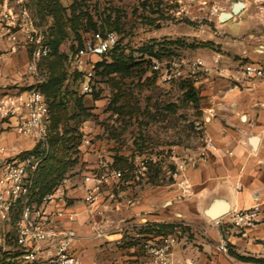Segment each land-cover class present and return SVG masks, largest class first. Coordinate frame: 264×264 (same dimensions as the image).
<instances>
[{
  "label": "crops",
  "instance_id": "crops-1",
  "mask_svg": "<svg viewBox=\"0 0 264 264\" xmlns=\"http://www.w3.org/2000/svg\"><path fill=\"white\" fill-rule=\"evenodd\" d=\"M245 3L242 11L226 20H221L220 14L231 9V0H192L187 4L178 0L174 6L177 13L186 10L192 19L200 18L208 9L209 20L218 28L216 35L209 38L214 43L211 47L184 51L189 57L202 58L212 70L194 79L201 141L188 147L171 146L177 147L178 158L186 161L179 176L169 173L175 166L169 147L149 151L147 174L135 180L130 159L136 155L128 156L127 152L111 149V143L94 139L97 129L91 135L84 133L90 142L83 141L79 146L80 165L70 169L60 182L67 211H75L77 216H66L59 223L60 229L71 232V248L84 262L148 264V256L136 244V235L153 233L149 230L152 225L168 231L171 224L181 223L185 233L174 246L169 264H264V78H245L239 89L228 90L245 63L256 62L264 67V18L250 12V1ZM6 7L5 1L0 3V14ZM24 37L14 41L8 35L0 36L1 88L18 79L19 69L27 72L28 62L19 66L28 53L21 43ZM218 54L221 72L214 62ZM86 122L88 132L93 126ZM207 140L215 147L207 146ZM0 143L9 149L0 152V158L35 146L33 139L18 134L1 119ZM100 162L122 170L124 177L108 185L98 201L88 204L84 200V175L98 169ZM1 173L0 161V176ZM219 204L222 207L215 213ZM254 204L260 205L263 220L251 226L235 225V211ZM0 228L2 251L12 256L8 259L16 264H43V259L20 263L16 258V232L11 230L5 235V226L0 224ZM222 239L228 241L227 252L218 247ZM40 247L44 256L55 251L47 243H40Z\"/></svg>",
  "mask_w": 264,
  "mask_h": 264
},
{
  "label": "rangeland",
  "instance_id": "rangeland-1",
  "mask_svg": "<svg viewBox=\"0 0 264 264\" xmlns=\"http://www.w3.org/2000/svg\"><path fill=\"white\" fill-rule=\"evenodd\" d=\"M4 1L7 8L17 15L19 22L23 20L22 8L27 11L25 19L32 20L41 36L40 44L49 47V51L42 53L39 61L40 75L46 77L47 58L53 50L50 44L52 16L39 11L37 0H0V3ZM59 1L67 7L66 14L70 15L69 6L74 0ZM77 1V12L82 11L80 26L76 30L68 26L67 35L58 47V53L63 55L62 63L66 73L63 89L67 87L71 93V97L67 98L66 110L68 116L73 118L67 122L68 129L82 135H91L97 129L99 132L94 139L104 140L106 144L111 143V149L127 152L128 156H148V152L154 151L155 148L160 151L178 144L188 147L201 141L202 123L197 117L200 115L199 110L196 103L186 96V80L190 78L161 82L152 68V59L178 60L182 56L189 57L184 52L186 50L211 47L214 43L209 38L216 35L218 28L209 20L210 11L206 9L200 18L192 19L186 10L177 13L174 6L178 4V0ZM247 1H250L253 8H250V12H258L264 18V0L245 2ZM183 2L187 4L192 0ZM84 12L86 14H83ZM88 15L92 17L94 26L87 21ZM243 19L246 22V15H243ZM99 29H113L117 32L119 39L114 53H123L129 62H136L128 74L122 76L117 72L107 73L103 65L97 66L103 59L111 62L112 54L101 57L84 52V40ZM21 35L24 33L19 32L20 37ZM176 39L179 40L178 43L168 44ZM21 43L26 46L28 52L19 64L23 67L31 58L32 47L25 37ZM81 63L86 67L94 65L92 89L89 92L82 88L84 73L77 69V65ZM19 70L20 78L15 82L10 80L3 89L0 87L1 92L39 84L36 75ZM79 99L82 106L78 104ZM55 111L57 112V109ZM86 121H90L93 126L92 129L88 128V132L84 127ZM82 142L83 137L77 146ZM77 146L69 149L71 157H80L76 152ZM126 157L123 155L122 159L127 163ZM79 165L80 159L74 167ZM76 172L78 170L70 174ZM1 232L0 228V237H3ZM10 256L2 251L0 245V258L8 259Z\"/></svg>",
  "mask_w": 264,
  "mask_h": 264
},
{
  "label": "built area",
  "instance_id": "built-area-1",
  "mask_svg": "<svg viewBox=\"0 0 264 264\" xmlns=\"http://www.w3.org/2000/svg\"><path fill=\"white\" fill-rule=\"evenodd\" d=\"M244 2L246 0H243ZM21 22L18 21L12 9L7 8L0 14V36L8 35L12 40H18L19 32H23L27 43L31 44V58L27 63V72L38 77L41 83L45 77L40 75L39 61L42 53L49 51V47L42 46L41 36L32 20L25 19L27 11L22 8ZM13 28H18L13 30ZM118 34L113 29L93 31L84 40V52L94 55H105L118 44ZM221 55L214 58L216 69L221 72L219 63ZM152 68L161 82L168 83L174 79H197L208 73L212 67L200 57H181L180 59L153 58ZM77 69L84 73L83 90L92 89L91 81L94 77V65H77ZM264 78V67L256 62L245 63L241 74L233 77L234 81L228 90L239 89L245 78ZM0 119L13 127L22 136L30 137L35 141V150L22 154L14 153L0 158L2 173L0 176V224L5 226V235L8 231L16 232L17 260L20 263H37L43 259V264H102L99 260L84 262L71 248L72 234L70 231L59 228L60 220L66 216L75 218L77 212L67 211V199L62 185L43 197L36 195V172L40 167L49 148V130L51 112L49 102L39 84L27 88H15L0 94ZM83 141L90 142L89 137L83 135ZM206 145L214 148L211 140ZM6 145L0 143V152H7ZM174 168L169 170L172 177H177L185 169L186 161L178 158L177 147L169 149ZM149 156L136 155L130 159L131 174L135 180H141L149 169ZM124 172L115 169L105 162H100L99 168L84 175L86 183L84 200L88 204L98 201L107 191L108 185L119 183ZM111 194V193H109ZM112 195V194H111ZM61 203L57 204L56 203ZM51 203L55 204L51 206ZM263 220L260 215V205L254 204L244 210H236L233 223L238 226H251ZM10 228L7 229V226ZM184 225L176 223L171 231L151 234L138 233L137 245L148 256V264H169L172 250L184 235ZM40 243L51 245L55 251L44 256ZM219 249L227 252L228 241L222 239Z\"/></svg>",
  "mask_w": 264,
  "mask_h": 264
},
{
  "label": "trees",
  "instance_id": "trees-1",
  "mask_svg": "<svg viewBox=\"0 0 264 264\" xmlns=\"http://www.w3.org/2000/svg\"><path fill=\"white\" fill-rule=\"evenodd\" d=\"M37 4L39 11L44 12V14L51 15L53 18V23L50 28V44L53 50L51 55L47 58L48 74L46 75L45 80L39 83L41 90L48 99L51 112V123L48 137L49 148L36 172V195L41 198L45 194L53 191L60 184L69 170L72 169L79 160L78 157H71L68 153L72 146H77L83 135L81 133L76 134L67 127L68 120L73 118V116H68L66 110V104L69 97H71V93L68 91L67 87L63 89V81L65 80L66 73L63 69V55L58 53V47L67 35L66 28L68 26L74 30L80 26V14L82 11L77 12V0H74V2L69 6L70 15L66 14L67 7H65L59 0H37ZM83 14H86V12ZM87 21L91 25H95L92 23V17L90 15L87 16ZM178 42L179 40L176 39L169 41L168 44ZM116 48L117 45L108 52L110 55L112 54L111 62H107L103 59L97 63V66L103 65L104 70H106L107 73L117 72L123 76L128 74L131 67L134 64L136 65V62H129L123 53H114ZM105 55H101V57ZM186 81H188L186 84L188 87L186 90V96L190 100H193L196 103V106H198V95L194 85V79L190 78ZM78 104L82 106L81 99L78 100ZM55 109H57V112ZM69 143H71V145H68ZM80 144L76 148L77 153H79ZM36 148L37 147L34 146L31 150H35ZM26 152H29V150L22 151L21 153L24 154ZM175 224H171L168 231H171ZM149 230L151 232L153 231V233L163 231L162 227L159 225H152L149 227ZM0 264L16 263L3 257L0 258Z\"/></svg>",
  "mask_w": 264,
  "mask_h": 264
},
{
  "label": "water",
  "instance_id": "water-1",
  "mask_svg": "<svg viewBox=\"0 0 264 264\" xmlns=\"http://www.w3.org/2000/svg\"><path fill=\"white\" fill-rule=\"evenodd\" d=\"M232 1V7L229 11H222L220 14L221 20H226L232 17L233 15L239 13L245 6L246 3L243 0H231ZM253 144H255L256 138H252ZM210 215H216L213 212H210Z\"/></svg>",
  "mask_w": 264,
  "mask_h": 264
},
{
  "label": "bare ground",
  "instance_id": "bare-ground-1",
  "mask_svg": "<svg viewBox=\"0 0 264 264\" xmlns=\"http://www.w3.org/2000/svg\"><path fill=\"white\" fill-rule=\"evenodd\" d=\"M221 207H222L221 204L217 205L214 212L217 213L221 209Z\"/></svg>",
  "mask_w": 264,
  "mask_h": 264
}]
</instances>
